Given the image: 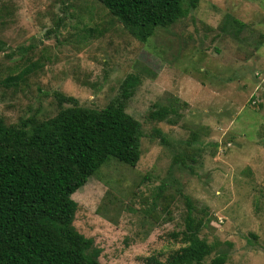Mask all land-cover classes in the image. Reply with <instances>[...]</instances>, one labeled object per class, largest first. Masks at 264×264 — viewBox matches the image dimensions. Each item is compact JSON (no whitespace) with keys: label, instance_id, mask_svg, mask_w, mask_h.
<instances>
[{"label":"rangeland","instance_id":"374dc122","mask_svg":"<svg viewBox=\"0 0 264 264\" xmlns=\"http://www.w3.org/2000/svg\"><path fill=\"white\" fill-rule=\"evenodd\" d=\"M57 93L124 100L142 125L137 166L109 160L73 195L101 264L166 263L185 246L188 198L206 264H264V0H200L147 42L96 0H0V118H53Z\"/></svg>","mask_w":264,"mask_h":264},{"label":"trees","instance_id":"16d2710c","mask_svg":"<svg viewBox=\"0 0 264 264\" xmlns=\"http://www.w3.org/2000/svg\"><path fill=\"white\" fill-rule=\"evenodd\" d=\"M96 1L147 42L158 28L187 17L200 0ZM138 81L128 78L124 97ZM56 97L61 109L48 120L31 116L8 125L0 118V264H101L94 240L74 227L73 195L109 160L135 167L141 159L142 125L124 100L92 109L72 96ZM175 112L173 105L158 106L148 119L162 122ZM187 202L185 246L160 264H206L211 255V245L199 238L203 224ZM225 263L219 255L210 264Z\"/></svg>","mask_w":264,"mask_h":264}]
</instances>
